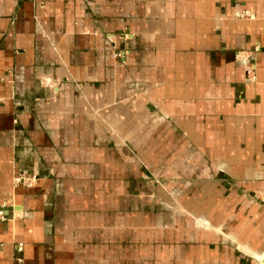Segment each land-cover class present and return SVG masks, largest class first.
Returning a JSON list of instances; mask_svg holds the SVG:
<instances>
[{"label":"crops","instance_id":"1","mask_svg":"<svg viewBox=\"0 0 264 264\" xmlns=\"http://www.w3.org/2000/svg\"><path fill=\"white\" fill-rule=\"evenodd\" d=\"M0 218V264L264 260V0H0Z\"/></svg>","mask_w":264,"mask_h":264},{"label":"rangeland","instance_id":"2","mask_svg":"<svg viewBox=\"0 0 264 264\" xmlns=\"http://www.w3.org/2000/svg\"><path fill=\"white\" fill-rule=\"evenodd\" d=\"M118 51H121V50H117L116 52H118ZM115 52V53H116ZM124 53H125V51H123ZM125 152H126V150H125ZM127 153V152H126ZM75 165H77V168H78V166H79V168H81L82 166H81V162L80 161H74L73 162ZM126 163V164H125ZM135 165V164H134ZM139 165L140 166H137V167H139L140 168V177H141V180H140V188H141V190L143 189V187L144 186H142V184H147L146 182H148L149 184H151V186L153 185L154 187V190L156 189V185L157 186H160V185H162V182H161V180H159L160 178H158V177H156V175L154 176V174L153 175H148L147 174V171H148V167H147V165L146 164H144L143 162H140L139 163ZM145 165V166H144ZM94 165H92V168L94 169ZM128 168V170H127V172H128V177L130 178L131 177V168H133V165H132V162L131 161H125L124 162V168ZM152 173V172H151ZM127 177V176H126ZM19 178H21V177H19ZM125 178V177H124ZM129 178H127V179H129ZM76 179H77V181H79V179H83V178H77L76 177ZM98 178L97 177H92V184H93V186H92V192H91V202H92V204H95V203H93V202H97L98 200H99V198H100V193H99V185L97 184V183H94V181L95 180H97ZM119 179V178H118ZM77 181H75L76 183H75V185L77 184ZM25 182H31L30 181V179L29 178H27V180H25ZM15 184H16V182H15ZM158 184H160V185H158ZM147 186V185H146ZM95 188H97V189H95ZM146 188L147 187H145L144 189L146 190ZM157 191H158V189H156ZM156 192V191H155ZM143 193H146V192H143ZM80 193L78 192V191H76V193H75V195H76V197H77V201H78V196H80L79 195ZM155 195H157V193L156 194H154L153 193V198L152 199H148V200H150V201H154V198L156 197ZM146 195L145 194H140V197L142 198V200H143V197H145ZM51 194H49L48 195V199H50L51 200ZM53 199V198H52ZM141 200V199H140ZM142 200L140 201L141 203H140V209L141 210H144V211H147V206H150L151 207V204H142ZM144 200H147V199H144ZM147 202V201H146ZM131 204H128V206H130ZM158 205V204H157ZM161 207V206H160ZM155 208H156V205H155ZM255 262H256V264H260V261H259V259L258 258H255Z\"/></svg>","mask_w":264,"mask_h":264},{"label":"bare ground","instance_id":"3","mask_svg":"<svg viewBox=\"0 0 264 264\" xmlns=\"http://www.w3.org/2000/svg\"><path fill=\"white\" fill-rule=\"evenodd\" d=\"M243 12H236V15L237 16H240V14H242ZM19 178V177H18ZM24 181V178H19L18 180L16 179V182L17 183H20V182H23ZM258 259H259V261H260V264H264V260H262V258L261 257H258Z\"/></svg>","mask_w":264,"mask_h":264},{"label":"built area","instance_id":"4","mask_svg":"<svg viewBox=\"0 0 264 264\" xmlns=\"http://www.w3.org/2000/svg\"><path fill=\"white\" fill-rule=\"evenodd\" d=\"M240 16L243 17V16H244V13H242ZM110 41H112V40H110ZM123 54H124V52H122V51H118V52H116V55H117L118 57H121Z\"/></svg>","mask_w":264,"mask_h":264},{"label":"water","instance_id":"5","mask_svg":"<svg viewBox=\"0 0 264 264\" xmlns=\"http://www.w3.org/2000/svg\"><path fill=\"white\" fill-rule=\"evenodd\" d=\"M21 178H22V177H21ZM5 211H6V210L3 209V214H4V216L6 215ZM1 221H4V220H2V219L0 218V222H1Z\"/></svg>","mask_w":264,"mask_h":264}]
</instances>
